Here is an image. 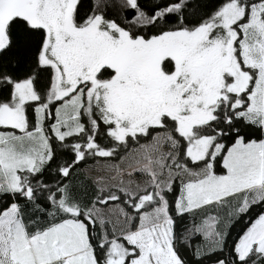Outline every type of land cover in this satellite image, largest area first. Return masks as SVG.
Listing matches in <instances>:
<instances>
[{"label": "snow or ice", "instance_id": "obj_1", "mask_svg": "<svg viewBox=\"0 0 264 264\" xmlns=\"http://www.w3.org/2000/svg\"><path fill=\"white\" fill-rule=\"evenodd\" d=\"M0 264H264V0H0Z\"/></svg>", "mask_w": 264, "mask_h": 264}]
</instances>
